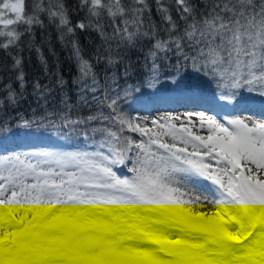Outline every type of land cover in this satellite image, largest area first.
Segmentation results:
<instances>
[{"label":"snow or ice","instance_id":"obj_1","mask_svg":"<svg viewBox=\"0 0 264 264\" xmlns=\"http://www.w3.org/2000/svg\"><path fill=\"white\" fill-rule=\"evenodd\" d=\"M154 4L158 23L149 0H78L88 22L73 25L65 0H0V50L53 28L71 45L79 100L99 107L73 119L64 99L68 110L55 119L18 114L14 126L0 116L6 136L85 127L92 140L0 151V264H264V113L142 116L123 107L193 74L214 82L215 101L237 105L246 93L264 106V0ZM77 29L101 38L95 62L83 57ZM35 50L46 63L42 45ZM12 59L21 69L23 58ZM16 80L23 90V71ZM32 87L46 103L52 89ZM3 91L0 111L25 98L10 84Z\"/></svg>","mask_w":264,"mask_h":264},{"label":"trees","instance_id":"obj_2","mask_svg":"<svg viewBox=\"0 0 264 264\" xmlns=\"http://www.w3.org/2000/svg\"><path fill=\"white\" fill-rule=\"evenodd\" d=\"M77 2L78 0H65V3L70 10L73 25L82 19L85 23L88 22L85 12L80 11L77 8ZM149 4L153 9L151 17L156 23H158L159 20L155 12L154 0H149ZM101 23L105 25L110 34V22L107 19H104ZM21 31H23V29H21ZM74 39L79 41L80 50L84 58L95 62V58L98 54L100 56L104 55L102 40L95 31H80L77 29ZM41 45L43 57L46 58V63L41 62V59L35 50L36 46ZM113 48L115 50V46H113ZM70 49L71 45L67 44L66 41H59L57 39L56 31L49 27L43 31L40 29L34 30L32 37L25 36L19 48L10 49L8 51L0 50V97L6 95L3 89L5 85L9 84L12 88L16 89L17 92L22 91L25 97L14 109L5 104L3 110L0 111V116L6 115L8 123L13 126L16 124V117L18 114L28 119H32L33 117L39 119L46 113L51 112L54 114L52 118L55 119L59 113L68 110L62 103V100L64 99H67L68 101V105L70 106V116L73 119L81 118L89 115L90 113L99 111L97 103L93 102L89 106H85L79 100L76 88V62L71 55ZM128 55L132 60H135L140 53L131 51ZM14 56H21L23 58L21 69H15L13 67L12 58ZM19 71H23L25 77L26 87L23 90L20 89L19 83L16 80V76ZM97 71L103 78L104 65L102 63L98 65ZM58 79H62L65 82L63 87L57 86ZM36 80H39L42 85H48L52 89L51 95H48L45 98L46 103L44 100L38 101L36 95L33 94L32 85ZM121 84H123V82H121ZM198 84L203 89H206V91H209V85L215 87L214 82L207 80L206 78L199 77L197 74H193L188 80L179 86L187 88L188 86ZM174 88L176 87L165 85L161 88V90H173ZM155 95L156 94H152L151 92H144L137 98L129 96L128 100L124 102L123 107L126 111L132 113V110H136L137 106H139L137 104L138 102L139 104H143V101H150L155 97ZM245 99L251 98H248L245 93ZM57 123H59L58 120ZM45 125H47V121H45ZM86 131L90 134V129L85 127L77 128L76 131L73 132L71 129L44 126L41 128H34L30 134H34L39 138H46L50 143H55L56 140H62L65 144L61 148H67L85 147L86 145L91 144V139L84 138L83 134ZM65 133L70 134L65 135ZM19 135L6 136L3 129H0V143L7 137L14 138Z\"/></svg>","mask_w":264,"mask_h":264},{"label":"rangeland","instance_id":"obj_3","mask_svg":"<svg viewBox=\"0 0 264 264\" xmlns=\"http://www.w3.org/2000/svg\"><path fill=\"white\" fill-rule=\"evenodd\" d=\"M191 86H195V92L189 91V86L188 88H182L183 86H178L174 88L172 92L162 93L161 95H159L162 92V90H160V92L157 93L155 97L151 99V101H143L144 105L139 104L138 102L137 104L139 106H137L136 110H132V113L135 114L139 112L142 116H157L163 115L167 112L185 113L189 111L208 110L210 113H217L219 115H252L256 119L261 118L262 113H264V106H262V103L258 98H251L249 100L244 99L240 104L229 106L213 99V94L216 92V88L214 86L209 85V91L203 89L201 86H199V84ZM189 97H196V99H190V101H187L189 100ZM165 102L167 103L166 105L163 104ZM196 131L197 134H207L206 131H201L199 129H197ZM16 142L17 145H13ZM46 145H48L46 141L41 142V140L39 141L38 139L32 138L31 136H21L17 140L12 139L5 141L1 145L0 151L28 149L33 147H47ZM121 173H126V169L122 168Z\"/></svg>","mask_w":264,"mask_h":264},{"label":"bare ground","instance_id":"obj_4","mask_svg":"<svg viewBox=\"0 0 264 264\" xmlns=\"http://www.w3.org/2000/svg\"><path fill=\"white\" fill-rule=\"evenodd\" d=\"M187 101H190V99H189V100H187ZM193 102H196V101H193Z\"/></svg>","mask_w":264,"mask_h":264}]
</instances>
